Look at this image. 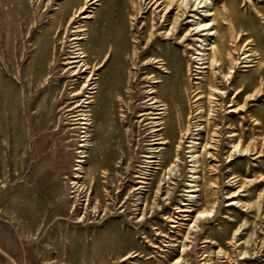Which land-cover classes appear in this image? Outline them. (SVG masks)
Here are the masks:
<instances>
[{"label":"rangeland","instance_id":"obj_1","mask_svg":"<svg viewBox=\"0 0 264 264\" xmlns=\"http://www.w3.org/2000/svg\"><path fill=\"white\" fill-rule=\"evenodd\" d=\"M150 1L0 0V264H172L183 247L188 264H264V0H210L218 37L206 44L184 0ZM157 28L174 51L169 71L153 57L159 46L144 54ZM98 32L118 41L115 54L98 56ZM252 80L260 96L233 113L235 87ZM166 82L175 108L157 111L151 99L170 104ZM173 111L179 139L209 132L199 206L186 193L197 136L182 140L178 171L163 182ZM248 115L256 126L243 127Z\"/></svg>","mask_w":264,"mask_h":264},{"label":"bare ground","instance_id":"obj_2","mask_svg":"<svg viewBox=\"0 0 264 264\" xmlns=\"http://www.w3.org/2000/svg\"><path fill=\"white\" fill-rule=\"evenodd\" d=\"M155 1L154 0H151L148 4V6H150L152 4V7L154 6V3ZM158 2V1H157ZM185 3H187L186 5V8L183 9V11H187L188 9H193L195 12L199 13V17L202 19L203 23H204V28L202 31H199L202 33L201 37L202 38H205V39H202L200 40V43H203V44H206L207 42H209L210 38H212L214 35L211 34L212 31L215 32L216 28H215V25L213 23V21L215 20L216 17V13H213L212 9L210 8V0H196V1H192V0H184ZM210 2V3H209ZM87 4V2H86ZM157 5V4H156ZM168 7H166L168 10H172L174 8V6L176 5L175 2H170L167 4ZM151 7V8H152ZM180 8V7H179ZM84 11V10H83ZM82 12V11H81ZM79 13V12H78ZM77 13V14H78ZM83 13V12H82ZM197 15V14H195ZM64 16V15H63ZM198 16V15H197ZM62 17V16H61ZM199 18V19H200ZM161 19V18H160ZM69 20V19H67ZM74 20V19H73ZM65 21V20H64ZM165 22V21H164ZM61 23V22H60ZM156 26V25H155ZM221 28V27H220ZM219 28V29H220ZM153 29V27L151 28L150 27V24H145V33H144V36L146 37V35L149 37V32L150 30ZM174 29V28H173ZM197 31V30H196ZM219 31V30H218ZM157 33H158V28L155 32V42L153 43L152 46H149L148 45V48H147V51L144 53V54H151L152 52V49L151 48H154V47H157L156 49H158V53L156 55H154L153 57H157V58H162V61L165 63L164 64V67H166V69L169 71L170 69H172V61H173V58L172 56L174 55V51H165L159 44H158V39H157ZM222 33V32H221ZM98 36L95 38V39H92V42L93 44L95 45V47L97 48V54L100 58H102L104 56V54L107 52V48L110 47L112 49V51L114 52L115 54V51H116V46H117V40L114 41L113 43H108V39L104 36V34H100V32L97 33ZM85 35V34H84ZM174 36V35H173ZM215 36L216 38L218 37V34L217 32H215ZM88 37V36H87ZM200 37V38H201ZM172 38V37H171ZM78 39V38H77ZM220 39V38H219ZM222 39V38H221ZM86 40V39H85ZM121 41H123L124 43V47L128 50V45L125 44L127 43V40H126V37L124 36H121ZM221 41V40H220ZM81 42V41H80ZM91 45V44H90ZM171 45V44H170ZM213 46L214 44H209L207 46V50L205 51H211L213 49ZM89 47V46H88ZM78 48V47H77ZM83 48V47H82ZM218 48V47H217ZM223 52H226L227 49H226V45H223ZM82 50V49H81ZM220 50V49H219ZM214 52V51H213ZM216 52V51H215ZM90 53V52H89ZM207 53V52H206ZM230 53V52H229ZM227 53V54H229ZM80 55V54H79ZM85 55V54H84ZM198 55L200 57H203V53H198ZM175 56V55H174ZM230 56V55H229ZM233 57V56H232ZM250 57L252 56H248L247 59H250ZM215 59V58H213ZM212 59V61H213ZM80 60V59H79ZM255 60V59H254ZM87 61V59H86ZM154 61V60H153ZM152 61V62H153ZM156 61V60H155ZM222 61V60H221ZM157 62V61H156ZM155 62V64H156ZM233 62V61H232ZM255 62V61H254ZM80 63V62H79ZM86 63V62H85ZM213 63V62H212ZM231 63V62H230ZM89 64V63H88ZM248 64V63H247ZM81 65V64H80ZM214 65V64H213ZM222 65V64H221ZM211 66V65H210ZM80 67V66H79ZM78 67V68H79ZM224 69H225V66L223 65L222 66ZM83 71V70H82ZM229 72V71H228ZM175 77V76H174ZM181 73L179 74V76H177V86L181 85L182 84H179V81L182 79L181 78ZM227 78V76H225ZM88 78V77H87ZM87 80H90V79H87ZM210 81V80H209ZM91 84V83H90ZM92 85V84H91ZM256 82L254 80H252L250 83L248 84H240L239 87H235V92H236V101H237V109L235 111H232L233 113H237V114H242L243 112L244 113H247V110H248V106L250 103L252 102H255L257 101L258 97L260 96V92L258 90V87L256 86ZM175 86V83L173 84H170V83H167L166 82V87L165 88V91H167V96L165 97V100L164 101H168L170 99V104H164V105H158L159 103L156 102V98H153L151 99V101L154 100V102L152 103L154 106H157L155 109L157 111H160V108L161 107H166V106H170L172 107L173 109L175 108V94L172 90V88ZM208 88V87H207ZM206 88V89H207ZM216 88V87H215ZM151 90V89H150ZM211 90V88H210ZM202 91V90H201ZM206 91V90H205ZM213 91H215V93L219 94V95H222L221 93L222 92H219V91H216V89ZM203 92V91H202ZM191 91L188 90H184V96L183 98H187L188 95H190ZM201 93V92H200ZM228 94V93H227ZM79 95V94H78ZM206 95V94H205ZM226 95V94H225ZM228 96V95H227ZM207 97V96H206ZM199 98V97H198ZM210 100V97L208 98ZM207 99V100H208ZM217 98H213L210 100V101H217L216 100ZM172 100L174 102H172ZM186 100V99H185ZM184 100V102H182V106H181V109H179V112H178V121L180 120L181 122V119H185V115H186V112L187 110L189 109L188 106H187V103L186 101ZM235 101V102H236ZM160 102V101H158ZM199 102V101H198ZM208 102V101H207ZM186 103V104H185ZM212 103V102H211ZM217 103V102H216ZM210 104V103H209ZM212 105V104H211ZM195 106V105H194ZM199 107V106H198ZM247 109V110H246ZM201 110V108H200ZM220 111V110H219ZM158 115V114H157ZM175 121V112L173 111L171 114L168 115V117L165 119V124L164 126L167 128V132L169 133V130L171 131L173 129V122ZM258 123V120L255 118V116H251V115H248V116H245V117H242L241 118V124H243V127L245 125H251V126H256ZM160 125V124H159ZM159 127V126H157ZM219 128V127H218ZM202 129H199L198 131H200L199 134L197 135H194L193 134V130L192 128L183 132L182 133V137L179 139L178 137V134L175 133V130H172V133H171V136L169 135L168 137L166 135H164V138L165 140H167L165 142V144L169 147L170 150L173 151V154L171 155V157L166 160L165 158V164H168L167 168L165 169V172H164V175H163V182L166 181L167 179L168 180H171L173 178V176H175V172L178 171L177 168H179V165L181 163V158H180V149H181V146H182V140L186 138L189 139L190 136H197V140H201L202 142L200 144H194V146H190L191 149H195V151L192 152V156H191V161L189 162L191 165L189 166L190 167V170H189V183L187 185V191L186 193L188 194H191L190 196V201L192 203H195L197 206L200 205L199 201H198V195L199 192H201L202 190V186H204V184H206V179H204L201 175V173L204 172V169H203V164L206 163V160L204 159V154L206 153L207 150H211L213 149V147H209L208 145L204 144L203 141H205L206 139V136L208 135V131H206V136L205 137H200L202 136ZM215 130V129H214ZM219 132V131H218ZM217 131H214V135H217L218 134ZM219 136V135H218ZM158 137V136H157ZM243 137L246 138V136L243 134ZM160 139V138H159ZM162 140V139H160ZM160 140H156V141H160ZM180 140V143L178 146H176L177 142ZM218 140V139H217ZM193 142V141H192ZM190 143V142H189ZM252 144V143H251ZM159 145V144H157ZM211 145V143H210ZM214 145V144H213ZM243 147V146H242ZM246 147V146H245ZM215 148V147H214ZM189 149V148H188ZM234 153L235 154H238L239 156L241 157H249L250 154H251V148L248 147L246 149H239V146H235L234 147ZM257 146L256 145H253V152H257ZM243 152L245 153V155L243 156ZM190 153V152H189ZM233 153V152H232ZM249 154V155H248ZM231 156V155H230ZM236 156V155H235ZM213 157V156H212ZM233 157V156H231ZM151 159V158H149ZM149 162V161H148ZM151 162V161H150ZM154 163V162H153ZM150 164V163H149ZM164 164V163H163ZM202 168V170H201ZM207 173V172H206ZM206 176V175H205ZM162 182V181H161ZM210 187H213V185H211ZM186 188V187H185ZM185 192V191H184ZM233 199V198H232ZM194 208V207H193ZM190 210H188L189 212ZM213 209L212 210H209V211H204V212H201L198 217H197V221L196 222H200L201 219L205 218V217H209L211 216V214L213 213ZM185 212V211H184ZM175 223V222H174ZM197 226V225H194V227ZM175 229V228H173ZM238 235V231H236V233L234 234L233 236V240L236 239V236ZM188 238V237H187ZM208 241V240H207ZM207 243L209 244H213V245H216L218 246L220 249L219 251V254L218 256L220 255H223V256H226V253L222 250V245L218 244L217 242H214L213 240L211 241H208ZM182 249V248H181ZM186 247H183V250H182V254L180 256V258L178 259V261L172 263V264H188L185 259H184V254L186 252Z\"/></svg>","mask_w":264,"mask_h":264}]
</instances>
